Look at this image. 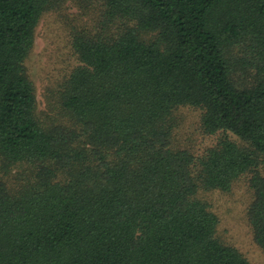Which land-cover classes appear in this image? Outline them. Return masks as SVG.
<instances>
[{"label":"trees","instance_id":"1","mask_svg":"<svg viewBox=\"0 0 264 264\" xmlns=\"http://www.w3.org/2000/svg\"><path fill=\"white\" fill-rule=\"evenodd\" d=\"M100 1L41 120L26 61L66 0H0V264H250L198 195L248 176L264 253V0ZM180 107L215 145L174 144Z\"/></svg>","mask_w":264,"mask_h":264},{"label":"rangeland","instance_id":"2","mask_svg":"<svg viewBox=\"0 0 264 264\" xmlns=\"http://www.w3.org/2000/svg\"><path fill=\"white\" fill-rule=\"evenodd\" d=\"M102 16L100 0H66L57 10L47 11L36 30L34 47L26 61V71L37 100V115L41 120L55 115L59 85L78 66L71 38L82 29L94 31ZM151 34H146L148 40ZM55 104V105H54ZM202 112L180 107L174 112L173 142L178 148L195 155L217 143L218 136H205L200 130ZM234 140L238 141L235 137ZM248 176L233 183L229 192H200L199 198L218 218L217 236L227 246L235 248L250 264H264V253L255 244L247 219L253 200Z\"/></svg>","mask_w":264,"mask_h":264}]
</instances>
